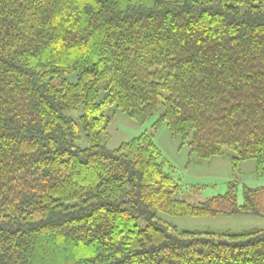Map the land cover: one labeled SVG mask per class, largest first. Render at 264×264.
<instances>
[{
    "label": "trees",
    "instance_id": "16d2710c",
    "mask_svg": "<svg viewBox=\"0 0 264 264\" xmlns=\"http://www.w3.org/2000/svg\"><path fill=\"white\" fill-rule=\"evenodd\" d=\"M263 6L0 0V264H264V229L189 231L159 217L264 216V186L245 185L242 204L237 181L203 202L176 198L185 185L155 141L166 125L190 160L230 149L234 175L249 160L264 175ZM80 105L78 123L67 111ZM110 106L157 118L110 149Z\"/></svg>",
    "mask_w": 264,
    "mask_h": 264
},
{
    "label": "rangeland",
    "instance_id": "374dc122",
    "mask_svg": "<svg viewBox=\"0 0 264 264\" xmlns=\"http://www.w3.org/2000/svg\"><path fill=\"white\" fill-rule=\"evenodd\" d=\"M246 9V4L242 5ZM264 9V6H263ZM70 81H76L75 75L68 76ZM84 113V105L67 111V114L78 123L81 115ZM106 114L112 117L108 127L110 138L104 143L110 149H115L124 141L139 136L145 131L152 130V124L157 116L145 124H139L130 119L115 106H110ZM156 144L162 152L164 161L171 166L167 169L173 172L177 179H181L185 185L181 193L175 195L176 198L183 199L190 203H199L206 201L214 196L225 194L229 189V182L237 181L238 189L236 198L239 204L244 201L243 189L249 187L264 186V175L256 174V161L249 160L241 166V172L234 175L231 165L230 155L233 150L228 149L227 155L222 157H213L210 160L196 162L190 160V149L187 142H183L181 137H174L166 125L161 126L155 137ZM81 148H87L89 142L84 129L81 127V137L76 141ZM186 186H194L188 187ZM161 222L178 227L181 230L203 231V232H242L252 228L264 229V216L255 215H234V216H216V217H190L175 216L165 213H159ZM139 224L144 227L147 223L145 219L140 218Z\"/></svg>",
    "mask_w": 264,
    "mask_h": 264
}]
</instances>
